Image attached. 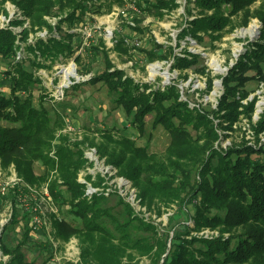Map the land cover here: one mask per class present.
Masks as SVG:
<instances>
[{"label":"trees","instance_id":"16d2710c","mask_svg":"<svg viewBox=\"0 0 264 264\" xmlns=\"http://www.w3.org/2000/svg\"><path fill=\"white\" fill-rule=\"evenodd\" d=\"M7 1L17 6L32 26H44L48 35L28 41L27 29L23 28L18 36L10 27H0V166L6 169L13 164L20 178L6 195L0 196V200L10 201L12 206L10 220L1 227L0 251L7 258L5 261L0 258V264H38L27 255L26 246L33 248L35 254L48 256L47 241L32 242L35 231L28 224L29 213L20 203V195L29 192L28 185L42 183L62 207L61 216H50L54 236L62 240L77 236L80 241L81 261L76 264H124L133 251L153 252L158 255L156 264H264V148L244 143L215 148L213 141L218 135L209 116L214 114L222 121H233L239 112V99L249 91L246 83L264 80V1L251 8L255 0H187L199 8L200 16L189 20L182 33L200 42L199 31L245 26L252 16L262 24L258 40L248 44L222 77L223 94L217 109L209 105L201 109L190 107L188 98L180 99L175 81L162 89L154 87L134 80L106 60L104 69L81 86L101 83L113 109L119 108L128 119L127 125L96 127L81 140H70L59 132L65 121L58 109L67 108V103L53 101L37 70L51 66L60 55L74 54V33L63 29L61 23L82 22L87 11L100 13L102 7L108 11L113 2L121 5L124 0H0V11L6 12L3 6ZM136 3L141 14L158 18L177 7L176 0ZM45 15L59 17L57 23H48ZM138 17L128 12L127 16L119 15V23L137 36L144 33ZM127 19L134 20V24ZM20 23L19 19L9 21V25ZM123 32H116L113 48L127 53L129 34ZM154 46L160 52L141 50L149 58L172 56L173 68L193 66L195 71L206 73L199 53L185 50L184 55H177L171 46L156 42ZM21 47L27 56L17 60ZM78 59L77 54L74 60ZM197 63L200 65L196 66ZM206 79L210 88L212 78ZM77 86L74 84L64 93L80 95ZM90 95L91 92L86 98ZM253 103L254 100L245 106L247 113L252 111ZM221 110L224 111L220 113ZM147 115L152 116L149 129ZM159 126L168 142L162 151H152L149 143ZM126 127L134 131L129 134ZM257 127L264 129V116ZM138 138H144L147 144H136L134 139ZM87 145L95 146L105 163L131 181L147 211L159 216L163 207L176 205L163 232L159 233L153 221L136 214L116 190L107 195L93 193L89 198L85 195L86 185L77 178L86 167L83 147ZM85 179L93 186L103 181L98 173L95 176L89 173ZM110 201L120 209L113 210ZM186 212L193 226L187 224ZM202 227L218 229L220 235L185 236ZM171 229L169 248L162 257ZM223 232H228V237H222Z\"/></svg>","mask_w":264,"mask_h":264},{"label":"rangeland","instance_id":"374dc122","mask_svg":"<svg viewBox=\"0 0 264 264\" xmlns=\"http://www.w3.org/2000/svg\"><path fill=\"white\" fill-rule=\"evenodd\" d=\"M137 1L139 0H124L121 5L113 2L108 11H104V7L101 8L100 13L87 11L82 22H73L69 25L67 22L61 23L63 29L74 33L72 38L74 54L67 57L60 55L51 66L41 67L37 70L46 91L52 96L53 101L67 103V108L58 109L65 121L63 129L59 132L66 134L70 140H81L83 135H86V133L90 135L91 129L96 127L111 126L113 123H116L119 127L127 125L128 119L122 116L119 108L113 109L115 107L107 99L105 87L101 83L98 82L93 86H81L83 81L88 80L104 69L106 60L114 68L122 69L126 75L131 76L134 80L147 82L154 87H161L162 89L165 85L175 81L179 89L180 99H189L188 105L190 107L196 106L201 109V107L209 105L211 109H217L219 99L223 94L222 77L237 61L248 44L258 40L260 34L262 24L256 16H252L245 26H238L233 29L226 27L222 30L208 31L207 33L199 31L198 34L202 38L200 42L192 35L182 33V29L189 25V20L200 16L199 8L195 6L194 2L176 0L177 7L172 11L166 12L162 18H158L151 14H141ZM140 1L142 3L146 2V0ZM263 1L255 0L251 4V8L258 6ZM131 5H134L135 8ZM3 7L6 12L0 11V27L8 26L18 36L21 30L25 28L29 34L28 41H33L36 36L47 37L46 28L44 26L41 28H37L36 25L32 26L29 18L26 15L24 16L13 3L7 1ZM121 7L130 14L134 13L139 16L138 18L141 17L140 25L144 33L136 36L132 29L121 27L120 18L118 15L116 16L117 10ZM189 11L191 13H188ZM58 18L56 16H44V19L52 25L57 23ZM11 19H19L21 23L9 25ZM132 21L134 24V20ZM119 31L121 33L125 31L129 34L127 37V53H122L113 48L116 32ZM54 35L58 36L56 33ZM154 42L164 46H171L173 53L177 55H184L185 50L199 53L200 57L198 59L201 64L205 65L206 73L201 74L195 71L193 66L183 69L173 68L171 66L172 56L162 59L157 57L149 58L141 48L158 53L160 51L154 46ZM94 48L100 51H95ZM165 52L167 53L168 50L166 49ZM77 54L79 59L75 61L74 56ZM24 56H27V51L21 47L17 52L16 59L20 60ZM46 62L49 63L48 60ZM200 63H197L196 66L200 65ZM206 75L212 78L210 88H207ZM74 84L78 85L77 89L80 95H74L71 92L65 94V89H71L70 87ZM245 87L249 91L244 97L239 99L237 107L239 112L233 121H222L221 118L214 114L209 115L214 122V128L218 135V138L213 141V146L217 149H226L231 144L243 143L254 148H264V129L261 130L257 127L264 116V80L248 81ZM87 91L91 92L88 98H86L89 93ZM237 97L239 98V96ZM253 100V109L247 113L245 106ZM223 111L221 110L220 113ZM151 119V115L146 116L147 129H149ZM69 125L71 126L70 128ZM126 130L129 134L134 131L133 128L127 127ZM153 132L149 149L162 151L168 142V136L164 134L163 128L160 126ZM134 135L136 136V134ZM134 142L138 145L147 144L144 138L134 139ZM55 144L56 141L54 142ZM54 147L52 148L54 149ZM51 153L52 150L50 151ZM83 153L86 159V167L79 171L77 179L79 182L85 183V195L88 198L93 193L102 192L107 195L110 191L116 190L129 203L136 214L143 216L145 220L153 221L159 233L167 228L168 218L176 208L174 203L171 207H163L159 216L156 215V212L147 211L145 206L140 204L137 191L131 181L118 175L115 167L105 163L104 158L99 157L95 146L87 145L83 147ZM39 167L40 164L37 162L35 165L36 171L39 170ZM89 173L93 176L97 173L100 174L103 177L102 184H107L108 186L102 187V184L99 186L90 184L85 179V175ZM13 174L16 176L17 182H20L13 164H10L6 169L0 166V180L9 179L14 176ZM27 187L37 196L36 200H32L40 205L39 209L43 220V225L40 229L32 234V242L45 240L50 245L48 256L38 255L39 252L35 254L33 248L29 246L24 248L27 255L38 264H76L80 262V241L78 237L70 236L68 239L62 240L54 236L50 216L51 214L57 217L61 216L62 207L54 202L46 184L42 183L38 186L28 185ZM9 189H11L10 186L4 193L0 192V196L6 195ZM45 189L48 192L47 195H45ZM64 194L66 195V192ZM28 199L31 201L29 196ZM110 205L113 206V210L120 209L117 204L113 205V201H110ZM11 212L10 201L1 199L0 232L1 227L10 220ZM184 217L187 220V224L193 226V221L189 219L187 212ZM168 231L167 248L162 257L169 248L173 232L172 229ZM160 235L164 236L163 234ZM219 235L218 229L202 227L198 231L188 232L185 236L212 238ZM228 235V232L221 234L224 238L228 237ZM157 257L158 255L153 254V252L140 254L133 251L131 257L124 260V264H156ZM0 258L3 260L6 258V256L1 254V251Z\"/></svg>","mask_w":264,"mask_h":264},{"label":"built area","instance_id":"2783aa9c","mask_svg":"<svg viewBox=\"0 0 264 264\" xmlns=\"http://www.w3.org/2000/svg\"><path fill=\"white\" fill-rule=\"evenodd\" d=\"M131 4H133V3H131ZM131 6L133 8H135L134 5H131ZM127 13H128V11L126 9H124L123 7H121L120 9L117 10L116 16L117 15L118 16L119 15L127 16ZM127 20H128V23L133 24V21L131 19H127ZM70 127L71 126L69 125V128ZM90 152H92V151H90ZM16 182H17V178L15 175L9 179L7 178L5 180H0V192L4 193L7 190L8 186L12 187ZM30 190L31 189L29 188V192L27 194L25 193L23 195H20V203L22 204V206L24 207L26 212L29 213L28 224H29L30 228L32 229V231H38L40 229V227L43 225V220L41 217V211L39 209L40 205L35 203V202L31 203V201L28 199V196L31 199H34V200L37 199V196L34 193H32ZM44 192H45V195L48 194L46 189ZM105 193H107V192H105ZM48 199H49V197H48ZM5 222H7V221H5ZM6 258H7V256H6ZM6 258H4V260Z\"/></svg>","mask_w":264,"mask_h":264},{"label":"bare ground","instance_id":"6f19581e","mask_svg":"<svg viewBox=\"0 0 264 264\" xmlns=\"http://www.w3.org/2000/svg\"><path fill=\"white\" fill-rule=\"evenodd\" d=\"M71 67V66H70ZM72 68V67H71ZM67 69V68H66ZM72 70V69H71ZM154 71V70H153ZM168 76V75H167ZM260 113V112H259Z\"/></svg>","mask_w":264,"mask_h":264}]
</instances>
